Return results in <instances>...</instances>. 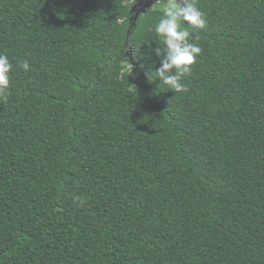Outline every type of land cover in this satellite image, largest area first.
Returning <instances> with one entry per match:
<instances>
[{
	"label": "trees",
	"instance_id": "obj_1",
	"mask_svg": "<svg viewBox=\"0 0 264 264\" xmlns=\"http://www.w3.org/2000/svg\"><path fill=\"white\" fill-rule=\"evenodd\" d=\"M197 5L173 93L161 8L0 0V264H264V0Z\"/></svg>",
	"mask_w": 264,
	"mask_h": 264
},
{
	"label": "clouds",
	"instance_id": "obj_2",
	"mask_svg": "<svg viewBox=\"0 0 264 264\" xmlns=\"http://www.w3.org/2000/svg\"><path fill=\"white\" fill-rule=\"evenodd\" d=\"M162 8V15L154 28L163 45L154 50V55L159 58L154 79H158L159 85L167 86L173 93H185L187 87L182 81L191 74L192 66L202 51L197 43L189 42V37L198 39L199 30L207 27V20L197 0H167ZM127 63L132 69L128 60ZM12 68L8 57L0 53V102L8 99ZM20 68L25 72L31 70L26 60L20 62ZM152 81L148 80L149 83Z\"/></svg>",
	"mask_w": 264,
	"mask_h": 264
},
{
	"label": "water",
	"instance_id": "obj_3",
	"mask_svg": "<svg viewBox=\"0 0 264 264\" xmlns=\"http://www.w3.org/2000/svg\"><path fill=\"white\" fill-rule=\"evenodd\" d=\"M161 1H167V0H139L138 3L136 2L137 11L134 17V21L137 19L140 13H145L147 10L152 8L153 4L160 3Z\"/></svg>",
	"mask_w": 264,
	"mask_h": 264
},
{
	"label": "rangeland",
	"instance_id": "obj_4",
	"mask_svg": "<svg viewBox=\"0 0 264 264\" xmlns=\"http://www.w3.org/2000/svg\"><path fill=\"white\" fill-rule=\"evenodd\" d=\"M133 1H134V0H133ZM152 7H153V8H161V9L163 10L162 6L160 7L158 3L153 4Z\"/></svg>",
	"mask_w": 264,
	"mask_h": 264
}]
</instances>
